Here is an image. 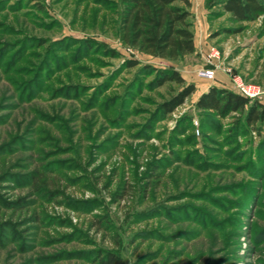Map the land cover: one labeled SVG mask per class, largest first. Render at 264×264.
Segmentation results:
<instances>
[{"label":"rangeland","instance_id":"374dc122","mask_svg":"<svg viewBox=\"0 0 264 264\" xmlns=\"http://www.w3.org/2000/svg\"><path fill=\"white\" fill-rule=\"evenodd\" d=\"M189 1L195 53L165 61L122 45V0H0V264H264V120L195 109L234 80L264 106V14ZM147 67L194 92L164 113L182 88Z\"/></svg>","mask_w":264,"mask_h":264},{"label":"trees","instance_id":"16d2710c","mask_svg":"<svg viewBox=\"0 0 264 264\" xmlns=\"http://www.w3.org/2000/svg\"><path fill=\"white\" fill-rule=\"evenodd\" d=\"M189 0H122L120 15V37L123 46L152 59L176 61L195 53L192 34V14ZM224 12L237 22L250 20L254 16L264 14V0H224L221 3ZM137 61L127 62V67L134 68ZM157 72V85L172 83L182 91L169 102L163 104L164 113L172 112L194 92L192 84H185L183 78L175 71ZM195 109L202 112H213L219 117L232 113L245 114L247 126L256 129L257 124L264 120V106L257 101L251 102L231 91V89L214 86L202 93L195 103ZM22 160H27L26 156ZM8 170L1 177L9 176ZM36 172H32L33 182ZM215 242H213V245ZM205 247L193 250L197 258L202 256ZM100 264H121L112 254L100 257Z\"/></svg>","mask_w":264,"mask_h":264},{"label":"built area","instance_id":"2783aa9c","mask_svg":"<svg viewBox=\"0 0 264 264\" xmlns=\"http://www.w3.org/2000/svg\"><path fill=\"white\" fill-rule=\"evenodd\" d=\"M218 53L214 49H210L207 54V59L211 61L212 59H217ZM197 77L201 80L205 81H213L214 80V72L210 69H201L197 72ZM231 91L243 98L248 100H259L261 98L260 93L257 89L252 86H245L242 83L234 80Z\"/></svg>","mask_w":264,"mask_h":264},{"label":"crops","instance_id":"0c3cea01","mask_svg":"<svg viewBox=\"0 0 264 264\" xmlns=\"http://www.w3.org/2000/svg\"><path fill=\"white\" fill-rule=\"evenodd\" d=\"M209 88V87H208ZM226 88V87H225ZM207 91V89L204 91V92H206Z\"/></svg>","mask_w":264,"mask_h":264}]
</instances>
